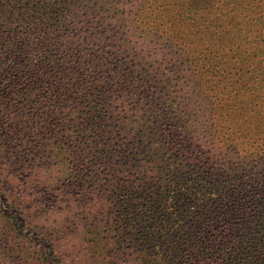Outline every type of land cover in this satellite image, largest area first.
Segmentation results:
<instances>
[{
  "label": "trees",
  "instance_id": "obj_1",
  "mask_svg": "<svg viewBox=\"0 0 264 264\" xmlns=\"http://www.w3.org/2000/svg\"><path fill=\"white\" fill-rule=\"evenodd\" d=\"M263 125L264 0H0V261L264 264Z\"/></svg>",
  "mask_w": 264,
  "mask_h": 264
},
{
  "label": "rangeland",
  "instance_id": "obj_2",
  "mask_svg": "<svg viewBox=\"0 0 264 264\" xmlns=\"http://www.w3.org/2000/svg\"><path fill=\"white\" fill-rule=\"evenodd\" d=\"M189 38L193 40V35H190ZM159 44H160L159 40L156 38L155 41L149 45V48H148L150 50L149 52L151 54H157L161 48V46ZM262 130L264 132V125L262 126ZM257 140L264 143V134L260 138H258ZM6 188L3 186V189L1 190V194H7ZM2 207H4L6 210H9L10 212H12V211L18 212V210H19L17 202L14 200H8L6 202H3ZM31 228H32V226L30 225V227H28V229H26L24 232L28 233V236L33 238L34 241L31 242V244H34V243H36V240L38 241V239L35 236H33V234L31 233ZM61 256H62L61 257L62 263H64V264H75V263L71 262L70 259H68L67 255L65 253H63ZM0 264H20V263H13L12 260L3 259L0 261Z\"/></svg>",
  "mask_w": 264,
  "mask_h": 264
}]
</instances>
